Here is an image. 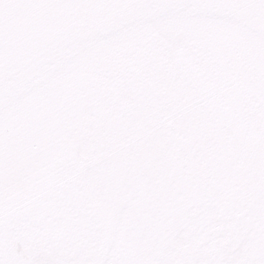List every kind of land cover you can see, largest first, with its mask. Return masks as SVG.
Instances as JSON below:
<instances>
[{"label": "snow or ice", "instance_id": "6c2138e0", "mask_svg": "<svg viewBox=\"0 0 264 264\" xmlns=\"http://www.w3.org/2000/svg\"><path fill=\"white\" fill-rule=\"evenodd\" d=\"M0 264H264V0H0Z\"/></svg>", "mask_w": 264, "mask_h": 264}]
</instances>
